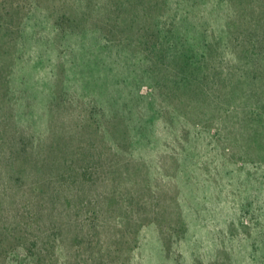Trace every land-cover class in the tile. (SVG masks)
Listing matches in <instances>:
<instances>
[{
  "label": "rangeland",
  "instance_id": "374dc122",
  "mask_svg": "<svg viewBox=\"0 0 264 264\" xmlns=\"http://www.w3.org/2000/svg\"><path fill=\"white\" fill-rule=\"evenodd\" d=\"M0 264H264V0H0Z\"/></svg>",
  "mask_w": 264,
  "mask_h": 264
}]
</instances>
